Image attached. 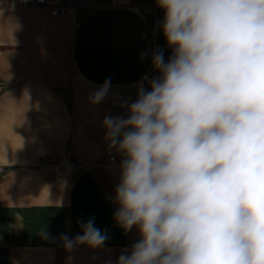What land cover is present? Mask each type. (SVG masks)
Returning a JSON list of instances; mask_svg holds the SVG:
<instances>
[{"label":"clouds","instance_id":"obj_1","mask_svg":"<svg viewBox=\"0 0 264 264\" xmlns=\"http://www.w3.org/2000/svg\"><path fill=\"white\" fill-rule=\"evenodd\" d=\"M156 2L172 55L154 50L150 90L103 120L123 156L114 219L140 235L117 264H264V0ZM81 227L66 250L104 244Z\"/></svg>","mask_w":264,"mask_h":264},{"label":"crops","instance_id":"obj_2","mask_svg":"<svg viewBox=\"0 0 264 264\" xmlns=\"http://www.w3.org/2000/svg\"><path fill=\"white\" fill-rule=\"evenodd\" d=\"M98 1L57 17L0 12V264H117L121 248L140 239L136 226L125 232L114 219L123 156L109 149L103 120L127 115L121 105L141 84L150 90L143 75H159L153 51L167 61L172 48L156 0ZM106 80L107 95L93 104ZM89 219L104 244L66 250L62 236L83 234Z\"/></svg>","mask_w":264,"mask_h":264},{"label":"built area","instance_id":"obj_3","mask_svg":"<svg viewBox=\"0 0 264 264\" xmlns=\"http://www.w3.org/2000/svg\"><path fill=\"white\" fill-rule=\"evenodd\" d=\"M148 5L152 2L151 0H146ZM155 4L154 2L152 3ZM0 6L9 7V8H22V9H45L52 16L57 17L65 15L74 9H98L101 7L98 0H64L60 3H52L49 0H0ZM80 25L77 22L76 26ZM153 78L152 74L146 73L143 75L142 79L146 85H149V81ZM3 88L0 85V90ZM111 161H114V158H111ZM0 172H3V169L0 168ZM126 245L121 248L123 252H130L131 246Z\"/></svg>","mask_w":264,"mask_h":264}]
</instances>
